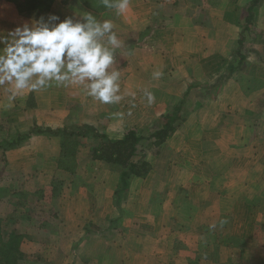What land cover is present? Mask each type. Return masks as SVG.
<instances>
[{
  "label": "crops",
  "instance_id": "obj_1",
  "mask_svg": "<svg viewBox=\"0 0 264 264\" xmlns=\"http://www.w3.org/2000/svg\"><path fill=\"white\" fill-rule=\"evenodd\" d=\"M92 1L93 8L85 0H55L45 17L76 19L90 12L113 22L121 48L110 71L119 70L124 99L102 104L83 86L53 83L39 91L25 89L9 101L5 84L0 86V115L14 120H6L3 139L35 125L121 138L132 129L152 130L184 98L190 102L186 119L163 144L156 147L147 140L153 152L144 150L146 141L139 145L150 169L131 178L119 205L120 174L114 187L103 186L102 203V194L78 189L61 207V149L51 159V151L39 150L44 157L35 159L39 169L33 171L26 169V154L8 157V170L15 165L25 180L24 193L32 197L41 187L55 203L53 217L44 220L29 213L36 210L32 205H16L3 230L19 229L20 251L32 264H264V0L254 10L250 29L243 22L251 0H130L122 16ZM35 18L36 13H20L14 3L0 0V31ZM239 51L245 55L242 64ZM229 65L236 69L219 89L211 88ZM157 70L163 76L153 79ZM144 89L155 96L151 105ZM12 126L15 131L9 133ZM41 138L60 139L33 134L22 152ZM27 180H34L37 190L28 189ZM66 222L88 229L78 230L77 237L67 233ZM48 243L56 249L51 252Z\"/></svg>",
  "mask_w": 264,
  "mask_h": 264
},
{
  "label": "clouds",
  "instance_id": "obj_2",
  "mask_svg": "<svg viewBox=\"0 0 264 264\" xmlns=\"http://www.w3.org/2000/svg\"><path fill=\"white\" fill-rule=\"evenodd\" d=\"M117 16L124 15L130 0H99ZM109 19L92 13L61 19L56 14L24 22L6 33L0 31V86L9 85L8 100L23 90L39 91L56 86H83L86 94L102 104H119L124 96L119 70H111L121 40ZM153 79L163 76L154 71ZM147 103L154 94L143 90ZM134 96V94H133ZM223 223V221H221ZM210 227H215L211 225Z\"/></svg>",
  "mask_w": 264,
  "mask_h": 264
},
{
  "label": "trees",
  "instance_id": "obj_3",
  "mask_svg": "<svg viewBox=\"0 0 264 264\" xmlns=\"http://www.w3.org/2000/svg\"><path fill=\"white\" fill-rule=\"evenodd\" d=\"M12 2L20 13H36V15L45 16L50 10L55 0H6ZM90 7H95L92 0H85ZM262 0H251L247 7L244 18V29H250L253 22L254 10L260 5ZM240 46L244 39L240 38ZM239 64L245 61V55L239 51ZM236 69L229 65L227 72L221 76L211 88L219 89L221 84L229 78V75ZM189 100L183 99L176 105L168 108L167 112L162 114L159 120L154 124L152 130H129L121 138H110L106 133H96L87 130L86 132H77L69 130L67 127L41 129L35 125L27 133H18L9 139H3L0 146L10 148L18 146L25 140L32 137L33 134H45L58 136L61 141V153L58 158V166L66 170H75L71 161L75 158L76 147L83 142L82 138L90 135L99 140L97 145L92 146L90 156L94 160H100L104 163L114 164L121 168L120 183L115 193L116 203L119 205L129 188L130 180L134 176H142L150 169L149 163L145 160L146 153L141 154L139 145L147 140H153L151 145L159 146L163 144L176 131L178 124L186 119L188 113ZM144 132L148 134L145 135ZM139 156V157H138ZM137 157V159H135ZM0 219V264H17L22 258L20 243L23 235L15 229L11 232L3 230Z\"/></svg>",
  "mask_w": 264,
  "mask_h": 264
},
{
  "label": "rangeland",
  "instance_id": "obj_4",
  "mask_svg": "<svg viewBox=\"0 0 264 264\" xmlns=\"http://www.w3.org/2000/svg\"><path fill=\"white\" fill-rule=\"evenodd\" d=\"M71 115H74V114H71ZM5 117L6 116L0 115V125L3 126L0 129V142L3 139L4 134H6L4 130L7 129V127H8V121L6 122V120L7 119L14 120V117H12V116H8V118H5ZM70 117H72V116H70ZM81 117L82 116H74L72 118H77L75 122H80V121H83V120H79V118H81ZM68 120H66L68 122V123L66 122V125L71 126V122ZM11 124H14V123H11ZM12 128L13 129H11V131H9V133H11L12 131H15L14 126H12ZM70 130H73V129H70ZM145 133L148 134L147 132H144V134ZM55 140L56 141L51 142L50 139H42L41 138V141L32 142V144L30 145V148L28 147L26 150H24V153L22 152L23 151L22 145H24V142H23V144H19L18 146H14V147H10V148H3L0 146V197H1L0 198V219L3 223L2 224L3 227H4V224H6L5 220H7L10 213H13L12 209L15 208L16 205H22L26 209H28V207L31 205L33 207H35L36 210L34 209L33 211H30V212L28 211V212L32 215H35L36 218H39L38 220H40V219L44 220V219H49V218L53 217V214H54L53 208L52 209H50V208H51V205H53L55 202L53 201L52 198H49V197L45 198L46 195L44 193V188L43 189H41V187L37 188L34 180H32V181L27 180L28 181V185H27L28 189H34V190L36 188L38 189L37 194H32V197H31V195L29 196V194H26L23 192L24 190L27 191V189H25V187L22 186L24 184L22 182H24L25 180L22 177H19V174H20L19 170L20 169H18V168L13 169V167H16L14 165L13 167L9 168V170H8L7 166L10 164L8 157H12L11 159H14V158H18V157L20 158L21 155L26 154V156H28L30 158V160H28V163L26 165V169H30L31 171H33L35 169H39V168L35 167V166H38L35 163V161H36L35 159H40V157L43 158L44 156H38L37 152H39V150H42V152H44L45 149H48V152H50V151L52 152L50 154V157H49L51 159L53 156H55L54 154L59 153V151L61 149L60 139H59V141H58V139H55ZM82 140H83V142H81V144H79L76 147L77 151H76L75 158L70 160L75 170L71 171V170H66V169L60 168V167L58 168V169H60V171H58L57 177L62 178V179L59 178V181H57L59 183L58 186L60 185V180L62 183H61V192H60L61 196L59 198H57L58 199L57 204L60 203L61 207H62L63 202L65 203L67 200H72V198L74 197V194L76 193L75 191H77L78 189H83V192L86 191L87 189L88 190L91 189L92 192L94 191V195L102 194V195L98 196L99 202L102 203L103 198H104V193H103L104 187L103 186L107 185V186L114 187L119 182L118 178H119V174H120V170H121L120 167H118L117 165H114V164L110 165V164L104 163L102 161L100 162V160H94L90 156V151L92 149V146L97 145L99 140L90 139L89 142H88V139H86V141H85V138H82ZM144 150H146V151H152L153 150L152 146L149 145L148 141L145 142ZM30 152L32 154H30ZM19 154H21V155L19 156ZM44 154H46V153H41V155H44ZM39 165L41 167H43L42 163ZM10 169H12L11 172H8V171H10ZM50 170L51 169H49V172H50ZM32 174H35V173L32 172ZM17 175H18V177H17ZM21 186H22V188H21ZM66 213H67V211H64V214H66ZM66 226H67L66 228L68 229L67 233L75 234L77 237L79 236L78 230H80V231L85 230V233H86V229H88V227L76 226L75 224H73L71 222H66ZM87 226H88V224H87ZM115 229H118V227H116ZM16 231L18 233H20L18 228ZM20 234H22V233H20ZM35 237L39 238V237H42V235H39V236L35 235ZM43 243H45V242H43ZM74 244L75 243H73L72 246ZM45 245H49L48 247L51 248L50 251L53 250V248L55 250L57 247L53 243L52 244L48 243ZM99 246H102V244L99 243ZM262 246H264V244H262ZM69 248H70V243L67 244L66 249H69ZM214 250H215V253L220 254L219 248H218L217 252H216V248H214ZM226 251L228 252L227 249H226ZM212 252H214V251H212V248H211L210 253L212 254ZM70 253H71L72 259H73L74 253L73 252H70ZM27 256H28V254H25L24 252H22V256H21L22 258H20L18 260L17 264H32L31 260H29V258H27ZM217 258H220V256H218ZM214 261H219V260H214ZM224 264H226V263H224ZM228 264H230V263H228ZM234 264H236V263L234 262Z\"/></svg>",
  "mask_w": 264,
  "mask_h": 264
}]
</instances>
